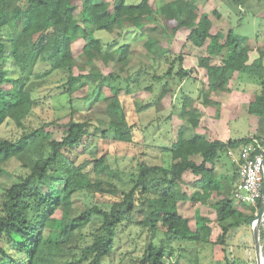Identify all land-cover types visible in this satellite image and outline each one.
Returning <instances> with one entry per match:
<instances>
[{"label":"trees","instance_id":"obj_1","mask_svg":"<svg viewBox=\"0 0 264 264\" xmlns=\"http://www.w3.org/2000/svg\"><path fill=\"white\" fill-rule=\"evenodd\" d=\"M234 1L240 4L244 0ZM197 11L195 0H160L154 6L150 0H113L111 4L106 0H0V125L12 121L21 129L14 140L0 138V173L1 164L13 157L27 170L0 194V264H163L171 241L207 242L210 235L206 217L196 213L192 228L189 220L179 214V200L212 204L222 229L217 237L220 244L231 228L248 223L252 216L238 212L231 200L234 178L216 177L214 166L252 138L223 142L211 140L204 133L187 137L179 130L176 140L162 149L169 153V162L149 165L142 160L131 175L128 189L96 177L92 180L84 170L86 163H77L78 146L90 135V124L75 120L74 93L85 81L100 79L99 82L108 84L111 78L118 79V72H123L124 80L130 84L134 72L128 73L124 68L131 58L132 44H143L150 56L144 62L150 66L152 60L164 57L169 63L165 76L171 75L177 65L174 75L180 80L188 78L190 71L182 67L181 55L170 61L167 51L142 32L147 24H158L159 18L163 20L160 25L164 33L174 36L186 28L187 40L196 47L205 46L206 55L198 62L207 78L208 90L202 94L204 104L210 102L212 93L225 90L229 80L245 73L256 76L259 84L247 111L264 117L263 53L247 64L246 38L231 29L226 35L219 31L212 33L209 16ZM124 27L132 30L124 32L119 46L104 53L94 30L110 32ZM77 39H82L83 48L74 57L72 43ZM99 57L115 61L118 72L102 76L94 67V60ZM214 57L220 58L219 64L211 63ZM74 67L81 72L75 73ZM59 71L65 74L63 80L55 92L44 94L49 77ZM152 77L162 78L154 74ZM110 89L112 96L105 99L108 127L113 130L115 140L133 143V125L128 123L119 100L122 87L110 84ZM129 92L125 89L122 94ZM166 92L161 90L158 101ZM48 99H52L57 109L68 110L69 118L62 124L58 139L52 137L47 127L56 125L57 119L29 129L24 125L25 118ZM200 116L193 99L184 96L180 109L183 122L191 129L197 128ZM105 133L95 131L100 151L90 161L94 172L108 167L106 149L102 148ZM230 166L235 170L233 162ZM186 171L198 177L193 181L198 190L189 195L181 190ZM43 187L48 188L47 192L42 191ZM83 188L94 190L95 203L70 216L72 196ZM213 194L222 196L211 201ZM259 207L264 209V197L250 205L252 211ZM58 210L60 216L54 217ZM94 217L99 225L87 234L86 240L81 231ZM125 223L147 229L146 241L141 254L127 258L124 263L122 257L114 262L115 241ZM263 225L264 218L256 223L260 240L264 238ZM157 232L162 238L156 242ZM263 252L261 244V264ZM188 264L201 263L194 255Z\"/></svg>","mask_w":264,"mask_h":264},{"label":"rangeland","instance_id":"obj_2","mask_svg":"<svg viewBox=\"0 0 264 264\" xmlns=\"http://www.w3.org/2000/svg\"><path fill=\"white\" fill-rule=\"evenodd\" d=\"M106 1L111 4L113 0ZM127 1L134 2L136 0ZM159 2L160 0H150L153 6L154 3ZM195 3L198 13L204 12L209 16L212 33L219 31L226 35L227 31L231 29L240 37L246 38L245 43L250 51L248 61L259 57L260 53H263L261 61L264 60V0H244L240 4L234 0H195ZM162 21L159 18L158 24H147L142 28V32L167 51V57L170 61L177 55H181L182 67L190 71L188 78L180 80L174 75L177 65H174V71L171 75L165 76L164 73L168 69L169 63L164 60V57L152 60V66L149 63L146 64L144 59L150 58L149 53L141 42H136L131 45V58L124 68L128 73L134 72L130 84L124 80L123 72L117 71L118 64L115 61H104L103 58L99 57L94 60L95 69L105 77L117 71L119 74L118 79L111 78L108 84L107 82H99L100 79L85 81L74 93L72 105L75 109V120L87 121L90 124V135L84 137L78 146L77 163H86L84 170L92 180L96 177L102 182H111L120 188L128 189L131 175L136 171L137 164L142 160L149 165H165L169 162V153L163 152L162 149L169 147L176 140L179 130H182L186 134L185 136L192 135L196 131L189 128L180 117L181 102L184 96L193 99V105L201 113L197 132L211 136L213 124L218 123L217 120L221 115L220 104L224 102L222 99L224 95L222 97L218 91L209 96L210 102L207 104L202 102L204 99L202 94L207 92L208 87L206 72L199 66L198 62L200 57L206 55L205 46L196 47L187 40L189 29L186 28L180 29L174 36L164 33L160 25ZM129 30H132V28L124 27L121 30L115 28L110 32L94 30V35L100 41L102 51L105 53L119 46L123 42L124 32ZM82 48V39H77L72 43L74 57L81 53ZM210 61L212 64H219L220 58L214 57ZM145 70L148 72H145ZM74 72L79 73L81 71L74 67ZM153 74L162 78L154 79ZM64 76L65 74L60 71L53 73L49 77V83L44 88L43 93L55 92L57 85L63 80ZM234 80L235 78L228 81L230 87L235 86ZM110 84L122 87L119 92L121 94L119 100L124 107L128 123L133 125V143L115 140L113 130L108 127L110 118L105 99L112 96ZM252 86L258 89V78H256L255 83H252ZM125 89L130 92L123 95L122 92ZM162 89L167 90V92L158 101ZM233 98L234 96L231 99ZM213 102H218V105L213 104ZM230 103L235 102L229 99L227 104ZM224 110L223 108V113H225ZM227 114L229 115L228 112ZM68 118V110L57 109L52 99L51 101L48 99L25 118L24 125L29 129L39 126L42 122L48 123L53 119H57L58 123L56 125H48L47 127L52 132V137L58 139L62 135V124ZM251 126L252 120L242 110V106L238 111V116L228 123L232 138L248 134ZM215 127H218V125H215ZM96 129L99 132L100 130L106 132L105 143L103 142L102 148L106 149V164L108 167L99 172H94L90 162L100 151L99 137L95 134ZM20 133L21 129L12 121H5L0 125V138L14 140L19 137ZM228 161L229 159L226 157L216 161V173L221 171V173L226 174L230 169ZM1 167L3 172L0 173V194L16 182L19 176H23L27 172L21 165V161L14 157L3 162ZM191 177H193L192 174L186 171L182 179H189L190 181ZM47 190V187H43L42 191L47 192ZM181 190L187 195L193 191L190 186H187V182L181 185ZM93 191L92 188H83L72 196L70 216L77 215L86 207L95 203L96 199ZM231 200L238 212L252 217L257 215V210L252 211L249 204L236 202L232 197ZM177 210L181 216L189 220V225L192 228L195 223L196 210L198 214L201 213V216L207 218L210 235L207 242L171 241V249H166L167 253L163 264H168V261H176L177 264H188L189 258L194 255H197L201 264H261V258L258 260L255 251V239L251 223H241L238 227L231 228L224 238V242L220 244L217 237L222 229L216 220L215 209L212 204L202 206L199 202H193L189 199L179 200L177 201ZM60 214L61 212L58 210L54 217H59ZM98 225V218L94 217L82 229L81 232L85 235L86 240L88 239L87 234L93 232ZM262 231L264 233V225ZM146 235L147 229L134 223H125L120 227L114 245V262L122 257V263H124L127 258L141 254ZM160 238H162L161 233L157 232L154 238L155 241L157 242ZM261 244L264 246V238L260 240ZM262 255L264 258V252Z\"/></svg>","mask_w":264,"mask_h":264},{"label":"crops","instance_id":"obj_3","mask_svg":"<svg viewBox=\"0 0 264 264\" xmlns=\"http://www.w3.org/2000/svg\"><path fill=\"white\" fill-rule=\"evenodd\" d=\"M249 58H250V51H248V60H249ZM256 58H258V57H256ZM256 58H254V59H256ZM254 59H252L251 61L247 60V64H250ZM262 64L264 66V60L263 59H262ZM234 78H235V80L233 81V83L235 84V86L230 87L229 83H227L226 89L219 91V95H222V97L224 95V97L222 98L224 102H226V101L228 102L230 99L231 101H234L235 103L227 104V102L224 103V102L220 101V102H222L220 104V114L221 115H219V118L217 120L218 123L213 124V126H212L213 127V129H212L213 133L212 134L210 133L211 136H207V137L211 140H219V141H223V142H227L229 139H239L242 137H249V138L258 139L260 141H264V117L249 114L247 111L248 103H249L251 97L259 90V87H258V89H256L253 86L251 87L252 83L253 82L255 83L257 77L256 76H250V75L245 74V73H239ZM214 94L215 93H212V95H214ZM230 95H232V96H230ZM233 96H234V98L231 99ZM241 106H242V110L244 112H246V114H248L249 118L252 120V126L250 127L248 134L242 135L240 137L232 138L231 132L228 128V123L238 116V111L240 110ZM223 108L225 109L224 110L225 113L222 112ZM227 112L229 113V115L227 114ZM227 115L229 116L228 118H227ZM215 125L216 126L218 125V127H215ZM193 130H196V131H194V133H199V132H197L198 128H194ZM189 136H191V135H189ZM189 136H187V137H189ZM239 153H240V149L237 152H231V151L229 152V157H227V158L229 159L228 165H229L230 169H228V172H226V174L221 173V171L219 173H216V171H215L216 177L225 175V176L229 177L230 179H231V177L234 178V180L232 182L231 189H230V193H231L233 186L237 180ZM195 158H197V157H195ZM195 158H193V159L199 162V159L198 158L195 159ZM230 162L234 163L235 170H233L232 167L230 166ZM192 176L193 177H191L190 181H189V179H187L188 181L186 179L185 180L183 179V180H184V182H187V186H190L193 189V191H195V190H198V188L194 185L193 181L196 180L198 177L195 175H192ZM213 196H215V194H213L211 199H210L212 201L215 199H218L222 195H220L219 197H215V198ZM201 205L205 206L208 204H201ZM196 213H198L197 210H196ZM199 214L201 215V213H199Z\"/></svg>","mask_w":264,"mask_h":264},{"label":"built area","instance_id":"obj_4","mask_svg":"<svg viewBox=\"0 0 264 264\" xmlns=\"http://www.w3.org/2000/svg\"><path fill=\"white\" fill-rule=\"evenodd\" d=\"M264 197V145L252 138L240 149L237 180L232 198L239 203L255 205ZM257 210V208H256Z\"/></svg>","mask_w":264,"mask_h":264},{"label":"water","instance_id":"obj_5","mask_svg":"<svg viewBox=\"0 0 264 264\" xmlns=\"http://www.w3.org/2000/svg\"><path fill=\"white\" fill-rule=\"evenodd\" d=\"M264 218V209L262 207L257 208V215H255L254 217L248 219V222L252 224L253 226V235H254V239H255V251L257 254V258L258 260H260L261 258V245H260V236H259V232L256 226V223H258L259 221H261Z\"/></svg>","mask_w":264,"mask_h":264}]
</instances>
